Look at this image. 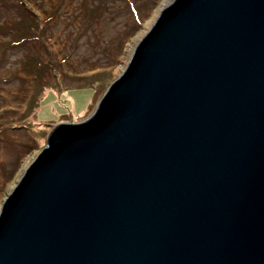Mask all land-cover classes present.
Returning <instances> with one entry per match:
<instances>
[{
	"label": "water",
	"instance_id": "1",
	"mask_svg": "<svg viewBox=\"0 0 264 264\" xmlns=\"http://www.w3.org/2000/svg\"><path fill=\"white\" fill-rule=\"evenodd\" d=\"M0 264H264V0L168 1L3 199Z\"/></svg>",
	"mask_w": 264,
	"mask_h": 264
},
{
	"label": "rangeland",
	"instance_id": "2",
	"mask_svg": "<svg viewBox=\"0 0 264 264\" xmlns=\"http://www.w3.org/2000/svg\"><path fill=\"white\" fill-rule=\"evenodd\" d=\"M170 0H0V206L59 123L81 122Z\"/></svg>",
	"mask_w": 264,
	"mask_h": 264
}]
</instances>
